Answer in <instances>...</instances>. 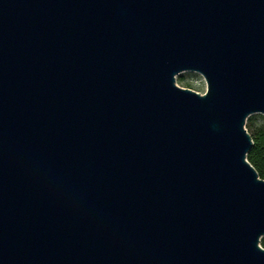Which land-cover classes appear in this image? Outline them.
<instances>
[{"label": "water", "instance_id": "water-1", "mask_svg": "<svg viewBox=\"0 0 264 264\" xmlns=\"http://www.w3.org/2000/svg\"><path fill=\"white\" fill-rule=\"evenodd\" d=\"M255 112L264 0H0V264H264Z\"/></svg>", "mask_w": 264, "mask_h": 264}, {"label": "rangeland", "instance_id": "rangeland-1", "mask_svg": "<svg viewBox=\"0 0 264 264\" xmlns=\"http://www.w3.org/2000/svg\"><path fill=\"white\" fill-rule=\"evenodd\" d=\"M175 83L199 93L205 92L207 87L203 76L195 70H182L175 74ZM245 127L250 135H254L259 130L264 129V115L259 112L251 113L246 118Z\"/></svg>", "mask_w": 264, "mask_h": 264}, {"label": "trees", "instance_id": "trees-1", "mask_svg": "<svg viewBox=\"0 0 264 264\" xmlns=\"http://www.w3.org/2000/svg\"><path fill=\"white\" fill-rule=\"evenodd\" d=\"M250 136L252 138L253 145L248 151L246 158L256 169L259 176L264 178V129H261L254 135ZM260 244L264 247V236L261 237Z\"/></svg>", "mask_w": 264, "mask_h": 264}]
</instances>
